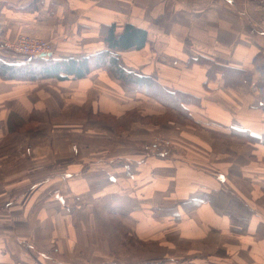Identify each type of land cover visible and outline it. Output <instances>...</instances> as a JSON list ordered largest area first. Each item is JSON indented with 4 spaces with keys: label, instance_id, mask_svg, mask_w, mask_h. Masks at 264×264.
<instances>
[{
    "label": "crops",
    "instance_id": "1",
    "mask_svg": "<svg viewBox=\"0 0 264 264\" xmlns=\"http://www.w3.org/2000/svg\"><path fill=\"white\" fill-rule=\"evenodd\" d=\"M126 24L145 29L148 43L118 51L120 65L198 98L184 106L194 126L137 123L135 155L93 159L92 175L70 170L61 176L69 179L64 192L49 184L43 166L35 182L30 167L23 185H0V264H187L194 256L210 262L219 244L240 252L233 263L243 257L247 264L252 255L256 262L264 252V0H0V50L12 52L3 43L30 34L49 40L53 57L80 59L104 49L107 26L120 32ZM199 58L250 76L226 88L219 73L206 79ZM37 84V108L63 101L60 89L76 100L92 98L94 113L120 107L144 109L142 117L157 113L155 120L164 114L103 69L50 83L51 90ZM163 131L173 148L155 153L147 139ZM94 135L109 141L92 124Z\"/></svg>",
    "mask_w": 264,
    "mask_h": 264
},
{
    "label": "rangeland",
    "instance_id": "2",
    "mask_svg": "<svg viewBox=\"0 0 264 264\" xmlns=\"http://www.w3.org/2000/svg\"><path fill=\"white\" fill-rule=\"evenodd\" d=\"M23 36L26 37L25 40L27 42L35 44L34 41H46L52 46V43L43 37L30 34H24ZM18 37L10 40L11 43L9 44L13 43V47H15ZM4 43L3 48H5ZM9 49L13 50L12 48ZM15 51L4 52L0 50V54L6 61L15 63L33 60L26 59V56L19 53L17 49ZM80 80L83 79L68 81ZM40 81L44 82L47 85L45 88L49 90H51L49 87L50 83H53L51 85L53 87L65 82L58 81L56 83L54 81L49 82L48 79H38L8 83V81L0 79V185L5 187L7 191L16 185L24 184L30 174V167L34 168L33 175L30 177L31 181L35 182L44 175V170L40 173L43 166V169L45 168L47 172L49 184L59 183V186L64 187H59V190L62 189L61 192H64L65 189L67 190L69 179H63L61 176L67 177L72 174V172H69L70 170L84 169L85 171H82V174L92 175L93 159L112 155L117 156V154L124 153H130L131 156L135 155L137 146L140 144V138L138 133H136L137 123L150 127L152 126L151 124H156L157 121L158 124L162 125L163 130H166L169 124H173L172 122L182 126L193 125L192 122L185 119L177 111L165 108L154 99L157 105L164 109L162 117L156 120L153 116H156L157 113L155 115L147 114L148 117H142L140 111L146 112L141 108L131 111L117 107L111 112L97 111L94 113L91 105L92 98H87V102L76 100L72 96L74 92L60 89L59 93L56 94H63V98H65L63 101H54V105L43 102V106L37 108L36 104H40L38 92L42 93L39 84H37ZM115 81L120 83L117 80ZM24 82H32L34 84H25ZM13 83H16L15 86ZM154 109L151 108L149 111H154ZM92 124L96 125L97 132L108 134L109 141H107V144H104V139H102L103 143L95 141V135L92 138ZM147 141L151 144L155 153L162 152L163 154L172 150L174 142L165 131L152 133ZM86 177L92 180V176ZM62 182H64L63 185L60 184ZM70 183H74V181ZM172 240L176 239L173 238ZM160 243L166 246L169 244L164 240L160 241ZM154 244L157 245L158 243ZM224 244L226 243H222V245ZM136 246L138 250L143 252L145 251L144 247L148 248V246ZM177 246H179V243ZM156 247L158 246H155L154 250L157 249ZM224 247H220V244L218 247H210L214 251L211 253L214 258L210 262V259H200L199 256H194L192 261L188 259L186 263L243 264V257L240 262H237L235 257L234 263L232 260L233 256L240 255V252L221 249ZM215 248H217V252ZM161 251L163 256L164 253L166 255L169 254L162 248ZM129 254L133 255L134 252L131 250ZM221 254L224 255L223 258L220 257ZM216 256L220 259L217 260ZM202 260L205 262L202 263ZM249 260L247 259V264H249ZM262 260H264V252H258L257 264H264ZM250 261L254 262L253 255ZM172 262L178 264L184 261Z\"/></svg>",
    "mask_w": 264,
    "mask_h": 264
},
{
    "label": "trees",
    "instance_id": "3",
    "mask_svg": "<svg viewBox=\"0 0 264 264\" xmlns=\"http://www.w3.org/2000/svg\"><path fill=\"white\" fill-rule=\"evenodd\" d=\"M102 33L105 48L80 59H60L50 54V56L15 63L0 58V79L8 82L38 79L60 82L84 79L92 72L103 69L121 84L156 100L167 109L177 111L188 120L189 115L184 106L197 103L198 98L178 90L169 91L152 77L127 71L119 63L118 51L140 50L146 46L148 43L146 30L126 24L120 32H117L115 27L110 25ZM196 62L207 67V80H213L216 73H219L226 88L240 86L250 76L244 70L216 64L207 58L196 59Z\"/></svg>",
    "mask_w": 264,
    "mask_h": 264
},
{
    "label": "built area",
    "instance_id": "4",
    "mask_svg": "<svg viewBox=\"0 0 264 264\" xmlns=\"http://www.w3.org/2000/svg\"><path fill=\"white\" fill-rule=\"evenodd\" d=\"M25 38L26 37L23 35H20L17 38L18 40L15 47H13V43L9 44L11 42H5L4 47L7 49L12 48V51L14 52H16L15 49H17L19 53L26 56V59H34L39 57L41 54H51L52 46L48 42L34 41L35 44H33V42H27Z\"/></svg>",
    "mask_w": 264,
    "mask_h": 264
},
{
    "label": "water",
    "instance_id": "5",
    "mask_svg": "<svg viewBox=\"0 0 264 264\" xmlns=\"http://www.w3.org/2000/svg\"><path fill=\"white\" fill-rule=\"evenodd\" d=\"M46 56H50V54H41L39 57H46Z\"/></svg>",
    "mask_w": 264,
    "mask_h": 264
}]
</instances>
